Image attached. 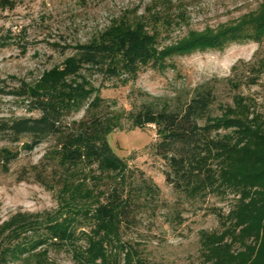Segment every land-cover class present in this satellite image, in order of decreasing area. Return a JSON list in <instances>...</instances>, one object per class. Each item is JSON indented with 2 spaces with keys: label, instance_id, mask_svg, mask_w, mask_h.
<instances>
[{
  "label": "rangeland",
  "instance_id": "374dc122",
  "mask_svg": "<svg viewBox=\"0 0 264 264\" xmlns=\"http://www.w3.org/2000/svg\"><path fill=\"white\" fill-rule=\"evenodd\" d=\"M165 2L18 0L13 9H0V88L9 90L22 81L34 86L61 65L74 44L85 42L125 13L145 16L150 26V16L156 11L161 16L170 13L171 24L163 27L160 42L154 43L166 50V55L160 54L163 59L142 65L133 76L85 78L93 86L92 96L102 97L101 112L113 118L107 139L114 152L133 172L140 175L142 171L143 177L159 187L158 194L143 201L137 219L123 223L120 238L152 264H249L264 251V232L249 237L247 230L227 217L231 195L199 200L175 191L166 182L164 161L154 150L156 127L136 126L133 113L147 102L182 106L195 88L210 86L216 93L215 114L245 109L264 118V36L260 41L190 47L173 42L192 30H215L257 19L264 13V0H170L169 6ZM178 12L182 18L176 16ZM84 108L73 118L79 119ZM36 113L22 97L0 93V120ZM25 140L11 143L0 134V150L7 147L18 152L8 170L0 161V224L15 212L38 213L49 220L12 240L13 246L31 249L11 264H79L78 250L97 237L94 188L104 186L82 167L72 177L74 188L41 186L26 170L40 162L51 140L32 150L24 148ZM63 230L70 236L64 238ZM111 251L110 245L102 247L96 263L109 259ZM117 253L119 264H124L121 250Z\"/></svg>",
  "mask_w": 264,
  "mask_h": 264
},
{
  "label": "trees",
  "instance_id": "16d2710c",
  "mask_svg": "<svg viewBox=\"0 0 264 264\" xmlns=\"http://www.w3.org/2000/svg\"><path fill=\"white\" fill-rule=\"evenodd\" d=\"M17 1L0 0V9H13ZM166 1L169 6L170 0ZM176 16L182 18L183 14L178 12ZM150 17L151 26L145 16L125 13L85 42L74 44L61 65L44 74L34 86L22 81L9 90L0 88V93L22 97L27 107L37 112L2 118L3 139L15 143L26 138L23 145L27 150L51 140L40 162L26 170L36 182L50 190L74 188L72 177L82 167L93 181L104 186L94 188L97 237L90 240L87 248L78 250L79 264H119L118 249L124 264H152L121 240L120 227L137 219L143 201L158 194L159 187L143 177L142 171L140 175L133 172L114 152L107 139L113 118L101 112L102 97L92 96L93 86L85 79L96 74L103 79L122 73L133 76L142 65L163 59L160 54L166 55V50L157 49L154 43L160 42L161 30L171 24L173 16L168 12L161 16L156 11ZM263 36L264 13L257 19L215 30H192L173 42L190 47L241 39L260 41ZM215 103L212 87H197L176 108L143 103L133 113V121L138 127H156L154 150L164 161L166 182L175 191L199 200L208 195H231L227 217L247 230L249 237H259L264 232V118L245 109L215 114ZM83 108L84 114L73 118ZM17 156L18 152L10 148L0 150L5 170ZM40 216L15 212L0 224V264H11L30 252V247L11 243L24 231L47 221V217ZM63 231L64 238L70 236ZM106 245L112 246L113 252L109 259L96 263L98 252ZM257 257L249 264H264V251Z\"/></svg>",
  "mask_w": 264,
  "mask_h": 264
}]
</instances>
